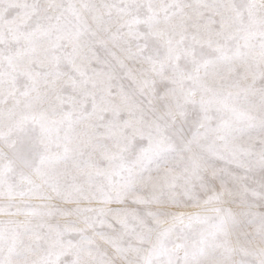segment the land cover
I'll list each match as a JSON object with an SVG mask.
<instances>
[{"label":"snow or ice","instance_id":"obj_1","mask_svg":"<svg viewBox=\"0 0 264 264\" xmlns=\"http://www.w3.org/2000/svg\"><path fill=\"white\" fill-rule=\"evenodd\" d=\"M0 264H264V0H0Z\"/></svg>","mask_w":264,"mask_h":264}]
</instances>
